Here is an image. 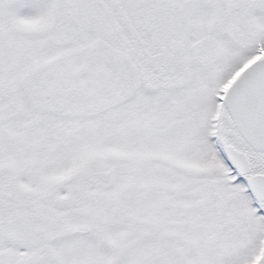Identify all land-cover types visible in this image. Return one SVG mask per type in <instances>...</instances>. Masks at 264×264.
Masks as SVG:
<instances>
[{
    "label": "snow or ice",
    "instance_id": "obj_1",
    "mask_svg": "<svg viewBox=\"0 0 264 264\" xmlns=\"http://www.w3.org/2000/svg\"><path fill=\"white\" fill-rule=\"evenodd\" d=\"M0 264H264V0H0Z\"/></svg>",
    "mask_w": 264,
    "mask_h": 264
}]
</instances>
